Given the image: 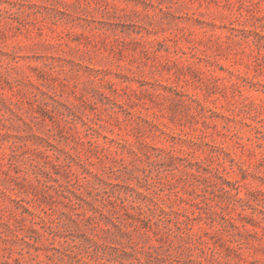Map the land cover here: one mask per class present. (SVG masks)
<instances>
[{"label": "rangeland", "instance_id": "rangeland-1", "mask_svg": "<svg viewBox=\"0 0 264 264\" xmlns=\"http://www.w3.org/2000/svg\"><path fill=\"white\" fill-rule=\"evenodd\" d=\"M0 264H264V0H0Z\"/></svg>", "mask_w": 264, "mask_h": 264}]
</instances>
